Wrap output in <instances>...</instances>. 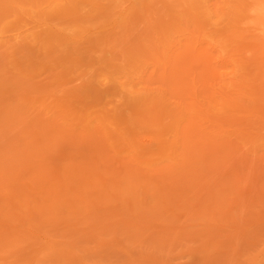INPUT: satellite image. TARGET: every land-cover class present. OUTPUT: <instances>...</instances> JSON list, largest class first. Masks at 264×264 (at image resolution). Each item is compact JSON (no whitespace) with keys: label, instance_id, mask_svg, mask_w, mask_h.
I'll return each mask as SVG.
<instances>
[{"label":"rangeland","instance_id":"374dc122","mask_svg":"<svg viewBox=\"0 0 264 264\" xmlns=\"http://www.w3.org/2000/svg\"><path fill=\"white\" fill-rule=\"evenodd\" d=\"M0 264H264V0H0Z\"/></svg>","mask_w":264,"mask_h":264},{"label":"bare ground","instance_id":"6f19581e","mask_svg":"<svg viewBox=\"0 0 264 264\" xmlns=\"http://www.w3.org/2000/svg\"><path fill=\"white\" fill-rule=\"evenodd\" d=\"M87 1V0H86ZM190 1H192V2H196V3H202V0H190ZM209 5V4H208ZM71 6V5H70ZM65 8V7H64ZM206 8V7H205ZM261 8V7H260ZM200 9V8H199ZM67 10V9H66ZM261 11H263V10H261ZM207 13H209V12H207ZM51 38V37H50Z\"/></svg>","mask_w":264,"mask_h":264}]
</instances>
